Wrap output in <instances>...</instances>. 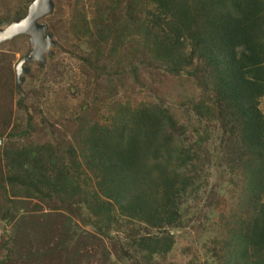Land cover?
I'll list each match as a JSON object with an SVG mask.
<instances>
[{
  "label": "trees",
  "instance_id": "trees-1",
  "mask_svg": "<svg viewBox=\"0 0 264 264\" xmlns=\"http://www.w3.org/2000/svg\"><path fill=\"white\" fill-rule=\"evenodd\" d=\"M30 1L18 5L13 19L26 15ZM69 32L81 40V66L107 87L122 83L127 67L136 82L138 67L193 81L199 96L182 105L218 127L209 148L241 175L240 205L250 212L225 224L224 236L212 242L220 247L213 258L217 264H264V0H92L89 7L75 0ZM9 72L0 68L3 76ZM87 115L73 118L74 130L61 143L27 141L29 121L25 142L0 151V220H15L18 201H52L112 239L122 219L145 233L133 232L124 243L129 259L158 264L155 258L165 259L174 247L170 230L182 226L180 200L194 184L191 166L210 134L188 145L187 125L150 101L111 100L101 119ZM21 210L17 219L40 232L44 226L34 228V212ZM22 233L17 237H27L24 247L37 241ZM1 244L6 255L0 264H8L12 250ZM27 252L30 260L31 248Z\"/></svg>",
  "mask_w": 264,
  "mask_h": 264
},
{
  "label": "rangeland",
  "instance_id": "rangeland-1",
  "mask_svg": "<svg viewBox=\"0 0 264 264\" xmlns=\"http://www.w3.org/2000/svg\"><path fill=\"white\" fill-rule=\"evenodd\" d=\"M23 1L0 0V17L6 16L0 22V29L16 20L13 19L14 12ZM81 2L89 7L92 0ZM51 3V12L38 20L46 24V33L54 43L45 53L42 65L38 61H29L22 68L18 67L31 50L28 35L0 43V68L8 67L10 71L7 76L0 74V151L25 142L22 135L29 121L31 129L27 141L61 143L74 130V117L87 112L90 120L101 119L111 100L132 101L133 104L150 101L168 107L181 123L187 125L188 145L195 140L199 142L204 131L210 134L211 139L201 145L200 161L191 166L194 184L181 198L179 206L182 226L170 230L175 235L174 247L165 259L155 258V261L158 264H217L213 253H219L220 247L212 242L224 236L226 223L233 224L236 216H247L246 213L250 212L246 206L240 205L241 175L230 169L229 164L217 160L216 152L209 148L210 144L214 146L211 134L218 127L214 122L196 118L193 112L188 111L187 105H182L199 96L198 88L191 79L165 75L162 71L154 72L146 67L137 68L138 82L133 80V71L129 67L127 71L130 74L122 83L115 81L114 87L91 80L90 74L81 66V40L69 32V18L75 0H51ZM186 96L187 99L183 98ZM260 109L264 114V96L260 100ZM0 171L4 173V167ZM17 203L18 210L13 211L15 220H0V245L6 242V247L12 250L8 264H134L138 261L137 257L134 261L129 259L133 256L132 251L124 245L129 242L131 233L140 230L136 225L120 219L111 230L110 239L95 233L81 222L77 212L62 208L58 203L39 200ZM22 208L34 212L30 214L34 228L44 226L40 232L36 230V234L33 233L27 227V219H17L23 214ZM76 226L87 233L82 235ZM22 232L34 235L33 240L37 239L29 246L30 260L27 258L29 248L24 247L27 237L22 242L18 241L17 235ZM41 233L47 236L40 237ZM140 234L145 233L140 230ZM151 234H161V231L152 230ZM37 253L40 256H35ZM5 255L6 249L0 246V262Z\"/></svg>",
  "mask_w": 264,
  "mask_h": 264
},
{
  "label": "water",
  "instance_id": "water-1",
  "mask_svg": "<svg viewBox=\"0 0 264 264\" xmlns=\"http://www.w3.org/2000/svg\"><path fill=\"white\" fill-rule=\"evenodd\" d=\"M52 10L51 0H34L27 9L23 18L12 21L5 28L0 29V43L11 40L20 35H28L31 50L28 55L23 57L18 64L22 68L25 62L38 61L43 64L45 53L54 46L51 36L46 33L45 23H39L38 20L49 14ZM26 70H23L25 73Z\"/></svg>",
  "mask_w": 264,
  "mask_h": 264
}]
</instances>
